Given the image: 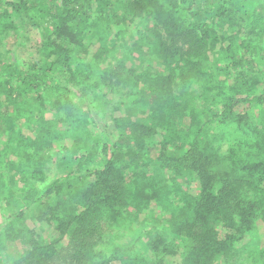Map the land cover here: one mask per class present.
I'll return each instance as SVG.
<instances>
[{
  "label": "trees",
  "instance_id": "trees-1",
  "mask_svg": "<svg viewBox=\"0 0 264 264\" xmlns=\"http://www.w3.org/2000/svg\"><path fill=\"white\" fill-rule=\"evenodd\" d=\"M0 209V264H264V0H0Z\"/></svg>",
  "mask_w": 264,
  "mask_h": 264
},
{
  "label": "rangeland",
  "instance_id": "rangeland-1",
  "mask_svg": "<svg viewBox=\"0 0 264 264\" xmlns=\"http://www.w3.org/2000/svg\"><path fill=\"white\" fill-rule=\"evenodd\" d=\"M48 24L43 21V19H36L33 24H28L25 28L12 30L6 41V48L17 58V66L20 68H26L29 63H32L40 56L39 45L41 40V35L45 34L46 29H44ZM39 56V57H38ZM150 62V63H149ZM147 66H151L153 69H156V60H148ZM52 170L49 175L54 177L56 174H60L58 169L54 164H52ZM192 186L189 187L190 191H196L197 182L192 181ZM8 213V211H7ZM0 209V218L1 217ZM264 238V226L259 224L258 233L251 241V247H254L257 244H260ZM180 258L179 256H174L170 259V264H178Z\"/></svg>",
  "mask_w": 264,
  "mask_h": 264
}]
</instances>
